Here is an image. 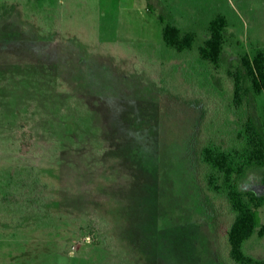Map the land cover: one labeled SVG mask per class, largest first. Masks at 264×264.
I'll list each match as a JSON object with an SVG mask.
<instances>
[{
    "label": "rangeland",
    "instance_id": "374dc122",
    "mask_svg": "<svg viewBox=\"0 0 264 264\" xmlns=\"http://www.w3.org/2000/svg\"><path fill=\"white\" fill-rule=\"evenodd\" d=\"M157 1L182 31L202 38L221 17L237 54L264 49V0ZM1 4L0 264H109L139 256L147 237L150 261L120 264H226L232 217L221 199L215 217L203 212L187 151L224 116L231 85L210 92L215 70L197 39L189 51L167 47L145 0ZM112 110L130 121L114 139L100 131ZM29 173L40 181L32 196L7 187ZM246 250L264 260V239Z\"/></svg>",
    "mask_w": 264,
    "mask_h": 264
},
{
    "label": "trees",
    "instance_id": "16d2710c",
    "mask_svg": "<svg viewBox=\"0 0 264 264\" xmlns=\"http://www.w3.org/2000/svg\"><path fill=\"white\" fill-rule=\"evenodd\" d=\"M145 1L148 12L160 11L158 20L162 24L161 37L167 47L177 52L189 51L197 39L200 61L210 64L215 70L210 75L218 90L214 92L211 88L210 92L222 93L224 81L231 85L226 113L218 118L222 120L223 126L217 124L218 119L216 122L211 120L206 125L207 138L200 141L196 135L192 136L187 155L200 171V175L196 176L199 179L197 189L202 198L200 203L203 212L209 217H215L216 213L211 207L212 200L221 199L232 217L226 231L227 251L223 255L224 262L264 264V260L246 250V245L252 239H264V105L259 101L264 92V49L257 47L251 55L244 51L237 54L235 43L230 36H226V22L223 18L215 17L210 20L202 38H198L191 30L182 31L172 19L166 18L161 13L159 1ZM0 10L4 11L0 13L1 16L10 12V8H6L4 4L0 5ZM236 47H239L237 43ZM228 50H235V55L231 57ZM184 61L187 62L186 59ZM220 69L223 70L224 80L219 82L215 78ZM120 117L122 116L112 110L105 129L101 127L100 131H106L112 139L113 132L119 136L125 133L130 121H124ZM31 181L30 173L22 174L19 175L18 186L10 178L7 187L13 186L20 196L28 198L34 194L36 186H40L37 179L33 184ZM150 240L147 237L138 241L137 248L141 249L139 256H116L113 263L108 261L109 264L125 263L128 259L140 262L144 260V256L150 261L154 250ZM100 248H105V245L102 244ZM103 260L99 263H103Z\"/></svg>",
    "mask_w": 264,
    "mask_h": 264
}]
</instances>
